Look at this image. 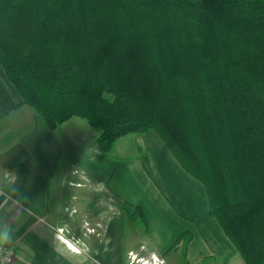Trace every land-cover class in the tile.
I'll use <instances>...</instances> for the list:
<instances>
[{
	"label": "trees",
	"instance_id": "trees-1",
	"mask_svg": "<svg viewBox=\"0 0 264 264\" xmlns=\"http://www.w3.org/2000/svg\"><path fill=\"white\" fill-rule=\"evenodd\" d=\"M0 64L48 127L98 128L101 155L157 132L264 264V0H0Z\"/></svg>",
	"mask_w": 264,
	"mask_h": 264
},
{
	"label": "crops",
	"instance_id": "crops-1",
	"mask_svg": "<svg viewBox=\"0 0 264 264\" xmlns=\"http://www.w3.org/2000/svg\"><path fill=\"white\" fill-rule=\"evenodd\" d=\"M98 133L79 116L48 127L0 64V244L14 247L12 264H122L125 244L149 262L247 264L211 213L204 184L157 132L118 138L106 155L116 151L111 155L122 159L100 156L92 144ZM76 156L82 157L73 164ZM76 168L89 180L77 225L64 214L68 205L62 209L75 199L62 186ZM134 211L146 219L143 232H126ZM92 219L103 222L100 238Z\"/></svg>",
	"mask_w": 264,
	"mask_h": 264
},
{
	"label": "rangeland",
	"instance_id": "rangeland-1",
	"mask_svg": "<svg viewBox=\"0 0 264 264\" xmlns=\"http://www.w3.org/2000/svg\"><path fill=\"white\" fill-rule=\"evenodd\" d=\"M95 129L100 133L98 128H95ZM99 133H98V135H99ZM96 142H97V139L95 140L93 138L92 144L94 145V147L97 146V148H99V145ZM117 148L119 149L120 145ZM99 150H100V148H99ZM112 150H114V149H112ZM109 152H110V150L107 153H109ZM112 153H114V155H115L116 151H113ZM111 154H108V155H106V154L101 155L100 154V156L101 157L107 156V157H111L112 159H122V157L114 156ZM79 157L80 156H76L73 159V161H74L73 164H75L79 160L78 159ZM80 161L82 162L81 159H80ZM76 169L77 170L74 173L71 172V170L66 173V176L64 178L65 181H64L63 186H62V188L65 189V192L67 193L68 197L75 195L74 196L75 199H69L67 204H63V208H62L64 210V207L66 205H68L65 208L64 214L67 216L69 215L68 216L69 219H72L74 221L75 225H77L79 223H83V217H84L85 212L87 211V204L84 202V197H85L84 193L89 190L88 178L86 176H84L81 168H76ZM8 175L9 174L7 172L3 173L2 178L7 179ZM69 180H73V182L72 181L69 182ZM128 215H129V213H128ZM96 221L97 220L92 219V222L95 224V228H96V230H95L96 232L93 234H94V236H95V234H97V237L100 238L103 235L102 233H103L105 227L103 225L102 220H100L102 222V224H100L99 222H96ZM146 224H147L146 219L143 217V214L141 212H139L137 215L134 214V217L129 218V219L128 218L125 219V226L124 227L126 229V232L130 231L132 229H136V228L139 229L140 232H143L144 229L146 228ZM129 245L130 244H125V246H124L122 264H127V263L128 264H145L146 262H149V261L145 260L144 258L140 257L139 252H133V251L128 252ZM131 245L134 249L140 248L141 242H140L139 236L137 238L134 237V240H133ZM144 245H146V244H144ZM141 254L145 255V253H141ZM161 262H162V264H164L162 259L156 260V261L153 260V262H150L148 264H161Z\"/></svg>",
	"mask_w": 264,
	"mask_h": 264
},
{
	"label": "built area",
	"instance_id": "built-area-1",
	"mask_svg": "<svg viewBox=\"0 0 264 264\" xmlns=\"http://www.w3.org/2000/svg\"><path fill=\"white\" fill-rule=\"evenodd\" d=\"M14 256V247L0 244V264H12Z\"/></svg>",
	"mask_w": 264,
	"mask_h": 264
},
{
	"label": "bare ground",
	"instance_id": "bare-ground-1",
	"mask_svg": "<svg viewBox=\"0 0 264 264\" xmlns=\"http://www.w3.org/2000/svg\"><path fill=\"white\" fill-rule=\"evenodd\" d=\"M148 263H150V262H146L145 264H148Z\"/></svg>",
	"mask_w": 264,
	"mask_h": 264
},
{
	"label": "clouds",
	"instance_id": "clouds-1",
	"mask_svg": "<svg viewBox=\"0 0 264 264\" xmlns=\"http://www.w3.org/2000/svg\"><path fill=\"white\" fill-rule=\"evenodd\" d=\"M161 264H162V262H161Z\"/></svg>",
	"mask_w": 264,
	"mask_h": 264
}]
</instances>
